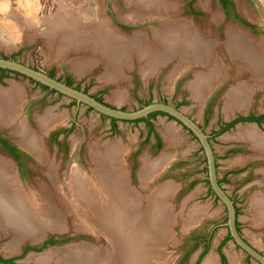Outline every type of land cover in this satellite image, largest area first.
Returning <instances> with one entry per match:
<instances>
[{
	"label": "rangeland",
	"instance_id": "rangeland-1",
	"mask_svg": "<svg viewBox=\"0 0 264 264\" xmlns=\"http://www.w3.org/2000/svg\"><path fill=\"white\" fill-rule=\"evenodd\" d=\"M188 1L178 0L180 10L178 16L187 17L192 21L193 25L202 28L204 31L209 30L211 27L209 23H212L213 34L220 36V39L224 36V29L232 24L241 27L244 32L250 33L249 35H253L255 38L264 36V23L260 22L259 30L252 33L232 21H225L221 24L219 20L222 16L216 6L215 8H211V11L206 9L204 13L197 9L198 13L194 14V12H191L185 6V3H188ZM40 3L43 8L42 13L38 17L40 19L52 17L55 12L63 8L64 3L67 6V10H76L75 14L77 16L82 17V11L95 14L97 18L109 21L116 32L128 36H132L137 31L151 38L152 30L160 27L163 23V19L160 17L156 18L157 20L152 18L155 17L153 15L155 13L145 12L143 13L144 15H150L149 19L144 20L145 18H141L140 21L144 22L130 25L132 20L129 15L138 10L139 6L136 2L131 3L127 2V0H40ZM195 5L199 8L203 7L201 0H195ZM240 10L245 11L243 8ZM211 12L215 13V17L218 20L211 16ZM249 14L255 17L256 20L262 21L259 14ZM20 16L14 12L12 19L16 22V17L20 19ZM23 20L24 24L22 26L18 25L16 32L10 27L0 31V39L5 35H10L13 36L14 40V44L10 47L0 42V55L16 58L48 73L52 72L55 77L62 80H67L68 76H71L73 79L72 84L86 89V91L112 105L133 109L140 107L148 99L165 100L178 104L179 101L185 98L186 102L179 105L180 108L195 118L209 134L219 127V120L225 121L226 119H233L232 117L243 116L244 114L264 113V87H259V80L254 79L249 70L247 72L246 68H239L238 62L227 54L222 44L218 45L216 50L223 63L229 67L231 74L225 82L220 83L218 87L214 90H209L203 96V99H205L209 95L207 104L199 105L191 97L198 102H202L203 100L199 101L185 87V84L187 83L188 86L189 80L193 78V73L196 70L203 69V66L199 64H194L195 67L193 65L188 71H183V73L173 76L172 71L176 59H170L157 72L149 75L143 72L142 61L137 59L135 55L132 58L131 65L123 67L121 79L116 81L110 80L105 76L106 64L102 59H97L91 67H85L82 71L76 72L72 67L73 63L78 61L80 57L90 55L89 51H76L72 49L62 55L63 57L58 58L59 56L57 57L55 53L56 48L48 46L47 39L44 38L43 33L34 36V27L29 25V20ZM40 24L39 30L46 26L43 22ZM16 37L20 39L19 43L16 42ZM239 70H241V73ZM243 78L248 83L254 85L251 100L247 108L239 109L232 106L225 109L224 93L230 85L244 80ZM11 81L18 83L24 90V103L22 105L24 108L22 107L21 114L27 117L28 111L30 112V121L32 123L29 122V125L32 128L39 130L36 115L42 113L48 107L52 108L53 112H64L66 115L64 122L56 124L57 126L55 125V127H70L72 125V129L66 136V141L60 145L53 141L46 131L42 132L39 130L44 140L48 162L52 161L55 165L57 164V182L64 181L67 174L66 169L70 168L73 164H77L83 167L87 173H91V167L94 166V162L89 156V145L97 141L99 143L109 142L121 147V154L123 159H125L124 165L128 171L129 185L134 186L137 192H141L140 195L144 202H146L144 196L148 192L164 185L167 188L166 192H168L169 184H172L169 189V192L172 194H169L171 196H169L168 200L171 203L169 205L171 213H175V219L170 225L171 230L168 229L165 234L154 232L151 235V242H146V245L140 247V251L143 250V254L137 259L138 264H169V252L164 249V240L171 242L176 240L173 245L168 244L167 250L171 252V259L177 254L180 255L177 262H175V264H179L181 258L194 241L192 239L187 240L188 236L199 233L209 239V249L199 264L203 263L210 254L214 259L211 264H220L221 253L217 250V246L228 233L227 228L220 225V223L226 220V209L219 199H216L213 194L208 193L209 182L207 180L208 174L205 158L198 140L190 131L180 123H175L172 117L163 113L152 116L150 121L154 129L159 131V133L163 125L167 123L174 125L176 128L177 139L172 137L169 143L173 145L166 147L163 143L158 148L155 144V134L150 132L148 124L143 120H117L116 124L113 125L111 118L98 113L85 104H77L65 95L50 92V90H46L23 75L10 71L2 72L0 70V87L6 88ZM209 101H211V108L208 111ZM28 104L30 106L27 111ZM161 118H164V120ZM252 124L254 126L257 125V129L264 133V121L262 124L238 121L228 129L216 134V136L212 135L210 140L215 150L218 165L217 171L220 178L227 171H232L227 176L228 180L223 181L222 184L239 207L240 232L250 243L254 244L264 253V213H260L255 202V199L264 196V157H262L264 155L257 149H254L247 140L237 137L241 126H250ZM6 130L10 132L9 128H6ZM9 135L17 142L16 136L11 132ZM147 137H149L148 141H146ZM233 147L234 149L231 150ZM1 154L6 157L11 156L7 153ZM160 155H162V160L164 157H167L165 160H171L170 166L163 176L146 181L147 186L143 188L138 176L141 158L146 156V162L148 163ZM20 161L22 165L19 163ZM20 161H15L16 170L23 182L28 186L34 187L37 191L42 187L46 188L48 186L47 188H51V191H53L52 199L60 205V193L51 184L46 174L48 164L41 161L35 155L29 158L26 155L20 154ZM193 179H196V183L188 188L189 183ZM195 205L198 208V213L193 216L196 218L201 216V218L198 219L199 222L195 224L196 226L187 228V225L191 226V223L187 222L189 211ZM65 215V228L61 230H43L37 238L23 240L17 250L13 252H9L2 247L10 237L1 236L0 255L3 257H15V260L10 264H79V261L70 256L63 259L64 262L56 256L45 261H37L36 258L34 259L31 256L41 254L50 248L57 251L58 255H65L69 244H80L81 242L94 246L106 256L110 254V252L107 254L105 251L108 247V241L104 234L90 231V227H87L86 230L77 229L74 226V222H76L74 214L69 213ZM216 224H218L217 227H214ZM172 232L174 233V238ZM51 236L58 241L47 243L43 246V243ZM151 245L156 255L152 252ZM26 247L37 248H30L25 251ZM203 247L204 243H200L182 264H194ZM221 251L227 254L226 260L228 259L231 264H259L254 259L248 257L237 245L233 244L230 238L221 247ZM111 252L113 253V248H111ZM97 261H100V259L97 258ZM115 262L117 264V260ZM0 264L4 263L0 262ZM110 264H113V259H110Z\"/></svg>",
	"mask_w": 264,
	"mask_h": 264
},
{
	"label": "bare ground",
	"instance_id": "bare-ground-1",
	"mask_svg": "<svg viewBox=\"0 0 264 264\" xmlns=\"http://www.w3.org/2000/svg\"><path fill=\"white\" fill-rule=\"evenodd\" d=\"M128 1L136 2L139 6L138 10L129 15L132 21L149 19L150 15H144L145 12L155 13V17H152L155 20L159 17L163 19L162 25L152 30L151 38L137 31L132 36L116 32L109 21L101 20L95 14L85 11H82V17L77 16L76 10H67L64 3L63 8L52 17L38 18L39 24L43 22L46 25L43 29L39 30L31 20L29 25L34 27V36L43 33L48 46L56 48L58 58L72 49L89 51L90 55L80 57L73 63L72 67L76 72L91 67L97 59H102L106 64L105 76L116 81L121 79L123 67L130 66L135 55L142 61L143 72L149 75L157 72L170 59H176L173 76L188 71L194 64H199L203 69L193 73L188 88L200 101L209 90H214L220 83L225 82L231 74L216 50L217 46L222 44L227 54L238 62L239 68H246L247 72L249 70L252 77L259 80V87H264V36L255 38L244 32L241 27L232 24L224 29V36L220 39V36L213 34L212 23H209L210 29L204 31L193 25L187 17L186 19L178 16V0ZM201 4L211 11L208 8V0H201ZM211 13L215 19V13ZM23 21L21 16L20 19L16 17L15 26L10 28L16 32L18 25L24 24ZM1 39L0 42L5 43L7 47L14 44L13 36L5 35ZM239 71L241 73V70ZM243 79L230 85L224 93L225 109L232 106L247 108L254 85ZM23 91L18 83L12 81L6 88L0 87V127H8L20 145L48 164L46 174L60 193V205L52 199L51 188L42 187L37 191L28 186L11 164V159L0 154V237H10L2 247L13 252L23 240H33L43 230H61L66 226L65 214L72 213L77 229L86 230L90 227V231L107 237L108 247L105 251L110 254L106 256L94 246L81 242L69 244L65 255H58L57 251L50 248L31 256L32 258L45 261L56 256L63 261L70 256L79 261V264H110V259H113V264H116L115 260L117 264H138L137 259L143 254L140 247L146 245V242H151V235L154 232L165 234L168 229L171 230L170 225L175 219V213H171V203L168 200L171 196L169 194H172L169 192L172 184H169L168 192L165 185L148 192L144 196V202L141 192L129 185L121 147L97 141L89 145V156L94 162L91 173L73 164L68 169L64 181L57 182V164L48 162L39 130L47 131L53 123L65 120L66 115L64 112H53L52 108L48 107L36 115L39 130L30 129L27 120L20 114L24 101ZM256 126H241L237 137L247 140L254 149L264 155V133ZM160 132L167 143H170L167 137L177 139L176 128L172 124L163 125ZM165 159L167 157L162 160L160 155L147 163L146 156L141 158L138 176L143 188L147 186L146 181L153 180L160 168L170 160ZM255 202L260 213H264V196L255 199ZM197 209L195 205L189 211V224L201 218L193 216L198 213ZM152 247L151 245L152 252L156 255ZM97 258L100 261H97ZM211 258L210 254L203 264H211L214 261Z\"/></svg>",
	"mask_w": 264,
	"mask_h": 264
},
{
	"label": "water",
	"instance_id": "water-1",
	"mask_svg": "<svg viewBox=\"0 0 264 264\" xmlns=\"http://www.w3.org/2000/svg\"><path fill=\"white\" fill-rule=\"evenodd\" d=\"M140 22L144 21H131L130 25ZM0 68L16 72L29 79L46 85L49 90H54L57 93L65 95L70 99L75 100L77 104H85L91 109L109 118L130 121L140 118H147L152 112H162L165 115L172 117L174 121L180 123L183 127L190 131L200 144L203 156L205 158V165L208 174L207 180L209 182V186L214 192V196L220 200V202L225 206L226 209V220L220 223V225H223L227 228L233 244L237 245L244 253L250 256V258L254 259L257 263L264 264V253L257 247H255L252 243H250L238 229L236 203L234 198L226 191V189L219 181L216 166V156L210 140L211 135L207 133L204 127L199 124L192 116L181 109L180 106L165 100H151L150 102L144 103L140 107H136L133 109L121 108L107 103L106 101L100 100L90 92L85 91L82 88H78L74 84H68L65 80L52 76L44 70H41L13 57L0 55ZM243 116H247V114H244ZM243 121L254 122L248 120ZM54 127L55 125L52 127L50 126L47 132H49V130ZM4 128L5 127H0V129ZM16 143L20 148L25 149L26 151H28V153H30V155L34 156L28 149L20 145L18 142ZM164 144L167 146L168 143L164 140ZM10 158L12 159L16 167L14 158L12 156H10ZM170 163L171 160H169L162 168H160L159 172L156 173L155 176H163L165 171L170 166ZM68 169L69 167L66 169V173ZM198 222L199 221H196L195 223L191 224V226L187 225V228L196 226L195 224H198ZM217 225L218 224H216L214 227H217ZM164 241V249L165 251L169 252V264H175L180 255L177 254L173 257V259H171V252L167 250V246L168 244L173 245L176 240L174 242L168 240Z\"/></svg>",
	"mask_w": 264,
	"mask_h": 264
},
{
	"label": "flooded vegetation",
	"instance_id": "flooded-vegetation-1",
	"mask_svg": "<svg viewBox=\"0 0 264 264\" xmlns=\"http://www.w3.org/2000/svg\"><path fill=\"white\" fill-rule=\"evenodd\" d=\"M261 3H262L263 6L261 5ZM185 6L189 10H191V12H194V14L198 13L197 9L200 12L202 11L203 13L206 10L204 7H200V8L196 7L195 0H189L188 3H185ZM208 6H209L208 8H210V9L211 8H215V6H216V8L220 10V14H221L222 17L220 18L219 21H221L220 22L221 24L224 23L225 21H232V22L236 23L237 25L242 26L244 29H247L248 31H250L252 33H255L260 28V22L264 23V3H263V0H209L208 1ZM241 8H243L245 11H241L240 10ZM249 13H252V14L253 13L254 14L257 13V14H259L261 16L262 21L256 20L255 17L251 16ZM123 25H124V23H123ZM7 71H9V70H7ZM10 72H12V71H10ZM14 73H16V72H14ZM16 74H18V73H16ZM46 90H48V89H46ZM50 92H55V91L50 90ZM58 94L62 95L60 93H58ZM209 102H208V105H209ZM23 103H24V101H23ZM23 103H22V105H23ZM22 105L20 107V114H21V112L23 110L22 109V107H23ZM29 106H30V104L27 105V111L29 109ZM38 114H40V113H38ZM251 114L258 115V114H255V113H251ZM21 116L24 117L27 120L28 124H29V122L32 123L30 121L31 120V115H30L29 111L27 113V117L25 115H23V114H21ZM237 117H234L233 119H235ZM233 119H231V120H233ZM231 120H229V121H231ZM229 121L219 120V122H218L219 123V127L216 130H214L210 135L211 136L212 135L216 136V134L221 132L220 131L221 127L225 126V124L227 122H229ZM239 121H243V120H239ZM263 121H264V119H263ZM263 121H260V122L254 121V122H256L257 124H262ZM62 122H64V120L60 121V122H55V123H53L50 126H54V125L62 123ZM29 127H30V129H32L34 131L38 130L36 128H32L30 125H29ZM6 128H8V127H5L4 129H0V154L1 153H7V154L11 155L14 158L15 161H17L16 158L12 155V153L10 151H8L7 148L5 147V141H8L10 144L15 145L18 148V150L20 151L19 152V156H20V154H23V155H26L27 157L31 158L32 155H30V153H28V151H26L25 149L20 148L17 145V143L9 135L10 133L7 132ZM38 128H39V126H38ZM68 129L71 130L72 129V125L70 127H64V126L54 127V128H51L49 130V132H47L48 131V129H47L46 132L48 133V136L53 141H55L57 144L60 145V144H63L64 141H66V136H67V134L70 131V130L68 131ZM42 132H45V131H42ZM2 156L6 157L4 155H2ZM7 158L11 159L10 157H7ZM11 161H12V159H11ZM11 163L15 167L13 161ZM15 169H16V167H15ZM0 262H2V261H0ZM220 264H231V263L228 261V259L226 260V263H223L222 259H221V256H220Z\"/></svg>",
	"mask_w": 264,
	"mask_h": 264
},
{
	"label": "trees",
	"instance_id": "trees-1",
	"mask_svg": "<svg viewBox=\"0 0 264 264\" xmlns=\"http://www.w3.org/2000/svg\"><path fill=\"white\" fill-rule=\"evenodd\" d=\"M0 70L3 72L7 71V69H1ZM50 75L54 76V74L52 72L49 73ZM32 80V79H31ZM33 82H35L37 85H40L42 86L43 88L45 89H48V87L46 85H43L37 81H34L32 80ZM66 82L68 84H72L73 83V79L71 76H68ZM76 87L80 88L78 85H75ZM49 90V89H48ZM86 91V89H84ZM54 91V90H52ZM95 96V95H94ZM98 99L102 100L101 98L97 97ZM73 102H75V100L72 99ZM151 99H148L145 103H148L150 102ZM184 102H186V100H181L179 101L178 105L179 104H183ZM90 108V107H89ZM211 108V101L209 102V106L207 107V110L209 111ZM158 113H162V112H152L149 114V116L147 118H140V119H135V120H130V121H139V120H149L152 116L158 114ZM164 114V113H163ZM264 119V113H261V114H258V115H253V114H249L247 116H238L237 118L227 122L225 124V126L221 127L220 131H223V130H226L228 129L230 126H232L234 123H236L237 121L239 120H248V121H263ZM112 122H113V125L116 124L115 122L117 121V119L115 118H111ZM148 126L150 128V131H154V128H153V125H152V122H149L148 123ZM70 129H68L69 131ZM149 136V135H148ZM157 137V141H156V146L158 148H160L162 146V141H161V138L156 135ZM149 137L146 138V141H148ZM5 147L7 148L8 151H10L12 153V155L16 158L17 161H20V156H19V150L18 148L15 146V145H12L10 144L8 141H5ZM21 165H22V162L20 161L19 162ZM196 183V179H193L189 185H188V188L192 187L194 184ZM208 193L210 194H213L214 195V192L212 191V189L210 188V186L208 187ZM216 199H218L217 197H215ZM237 215L239 213V207L237 206ZM237 225H238V229L240 230V223L237 221ZM230 238V235L229 233H227V235L220 241L219 245L217 246V250L221 253L220 256H221V259H222V262L223 263H226V256L225 254L221 251V247L225 244L226 240ZM194 240L191 247L187 250V252L183 255V257L181 258V261L179 264H182L183 261L186 260L187 256L194 250L196 249L200 243H204V247H203V250L200 252L198 258L196 259L195 263L194 264H199L202 257L204 256V254L208 251L209 249V239H207L206 237H203L201 235V233L199 234H192L190 236H188L187 240ZM58 240L55 239L54 237H49L44 243H43V246H45L47 243H54V242H57ZM30 248H37V247H26L25 251L29 250ZM41 249V248H40ZM24 251V252H25ZM248 256V255H247ZM250 257V256H248ZM15 259V257H3V256H0V261H2L4 264H10L12 263V261Z\"/></svg>",
	"mask_w": 264,
	"mask_h": 264
},
{
	"label": "clouds",
	"instance_id": "clouds-1",
	"mask_svg": "<svg viewBox=\"0 0 264 264\" xmlns=\"http://www.w3.org/2000/svg\"><path fill=\"white\" fill-rule=\"evenodd\" d=\"M42 11L40 0H0V31L15 26V21L12 19L14 12L39 27L38 17ZM16 42L19 43L20 39L17 38Z\"/></svg>",
	"mask_w": 264,
	"mask_h": 264
},
{
	"label": "crops",
	"instance_id": "crops-1",
	"mask_svg": "<svg viewBox=\"0 0 264 264\" xmlns=\"http://www.w3.org/2000/svg\"><path fill=\"white\" fill-rule=\"evenodd\" d=\"M185 87L189 90V88H188V86H187V83L185 84ZM189 92H190V90H189ZM190 96H191V94H190ZM191 99H193L194 101H196L197 102V104H199V105H203V104H205L206 102H207V100L209 99V95H207L206 96V98L205 99H203V97H202V99L201 100H203L202 102H198L197 100H195L193 97H191ZM183 100V99H182ZM184 100H185V98H184ZM184 104V103H183ZM207 104V103H206ZM178 105V104H177ZM179 105H181V104H179ZM178 105V106H179ZM187 113V112H186ZM189 114V113H188ZM190 115V114H189ZM191 116V115H190ZM232 118H234V117H232ZM162 120H164V118H161ZM195 119V118H194ZM151 120V118L149 119V120H143V121H145L147 124L149 123V122H151L150 121ZM196 120V119H195ZM229 120H231V119H226V121H229ZM197 121V120H196ZM117 122V121H116ZM198 122V121H197ZM239 122H242V121H239ZM175 123H177L176 121H175ZM199 123V122H198ZM253 123H256V122H253ZM257 124V123H256ZM153 125V124H152ZM154 128V127H153ZM151 132V131H150ZM154 134H155V137H156V135H158L160 138H161V141H162V144L164 143V140H165V142H166V139H164V137H163V133L162 132H160L159 133V131H156L155 129H154V131H152ZM168 139L167 140H171L172 138H169V137H167ZM156 141H157V137H156ZM171 142V141H170ZM155 144H156V142H155ZM165 145V144H164ZM171 145H173V144H171ZM169 143L167 144V146L166 147H169V146H171ZM213 146V145H212ZM236 148V147H235ZM213 149H214V147H213ZM234 149V147L233 148H231V150H233ZM214 153H215V150H214ZM215 156H216V154H215ZM216 166H218L217 165V158H216ZM232 171L230 170V171H227L226 173H225V175L222 177V178H220V176H219V174H218V171H217V174H218V178H219V181H220V183L222 184V182L223 181H225V180H228L227 178V176L231 173ZM223 185V184H222ZM224 187V186H223ZM227 191V190H226ZM236 203V202H235ZM238 205L236 204V207H237ZM239 214V213H238ZM237 221L239 222V218H238V215H237ZM240 223V222H239ZM241 229V228H240ZM241 231V230H240ZM244 236V235H243ZM219 245V244H218ZM254 245V244H253ZM255 246V245H254ZM256 247V246H255ZM225 254V256L227 257V254L226 253H224ZM210 258V257H209Z\"/></svg>",
	"mask_w": 264,
	"mask_h": 264
}]
</instances>
